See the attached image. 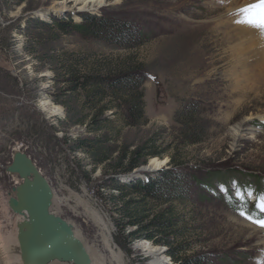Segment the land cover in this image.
Listing matches in <instances>:
<instances>
[{
    "label": "rangeland",
    "instance_id": "obj_1",
    "mask_svg": "<svg viewBox=\"0 0 264 264\" xmlns=\"http://www.w3.org/2000/svg\"><path fill=\"white\" fill-rule=\"evenodd\" d=\"M245 1L105 0L92 10L80 0H24L20 4L0 0L3 231L14 229L16 214L8 200L22 182L5 168L14 151L24 150L54 189L52 211L70 221L105 264H156L142 242L163 248L168 264H176L165 245L144 239L129 245L118 236L113 204L107 197L116 191L106 183L107 170L103 165L94 167L87 154L70 148L74 139L90 136L86 125L68 124L69 111L77 102L67 107L54 97L64 92L68 82L63 80L68 76L62 75L53 56L66 63L71 62L68 54L75 53L73 58H85L88 67L95 61L130 57L143 67L150 121L124 127L118 144H138L158 132L176 163H186L170 165L167 155L153 158L163 161L156 166L151 158L132 176L133 172L122 173L118 179L129 182L162 168L180 172L186 194L172 204L187 224L182 230L190 244L188 255L207 254L213 264H264V228L240 215L241 210L256 212L257 200L264 194V87L258 89L254 75L255 61L264 56V36L258 40L241 37L242 20L229 16ZM46 9L54 11L44 16ZM88 12L132 23L137 46L118 47L108 40L84 38L76 30L61 34L56 28L26 25L31 16L52 22V16L71 15L79 23ZM19 26L26 31L19 32ZM181 109L194 111L190 123L196 126L192 131H199L198 142H191L196 137L183 138L184 125L175 119ZM113 119L108 129L122 126L121 120ZM83 170L92 171L90 179L83 176ZM238 188L254 192L244 205L236 196ZM92 214H98L103 225Z\"/></svg>",
    "mask_w": 264,
    "mask_h": 264
},
{
    "label": "trees",
    "instance_id": "obj_2",
    "mask_svg": "<svg viewBox=\"0 0 264 264\" xmlns=\"http://www.w3.org/2000/svg\"><path fill=\"white\" fill-rule=\"evenodd\" d=\"M23 1L14 0L19 4ZM52 18V22H46L31 16L27 18L26 25L34 23L31 26L36 29L56 28L61 34H70L76 30L84 38L108 40L118 47L130 48L138 44L132 23L115 16L88 12L82 14L79 23L74 22L71 15ZM18 31L24 33L26 29L19 26ZM68 55L67 59L71 62L66 63L61 57L53 56L62 75L68 76L63 80L68 82L64 92L54 97L67 107L77 102L69 111L68 124L86 125L90 136L74 139L70 148L74 153L87 154L94 167L103 165L107 170L106 183L110 182L109 189L116 191L110 192L107 197L113 204V222L118 236L123 237L129 245L143 239L165 245L176 264H213L207 254L188 255L190 244L182 230L186 229V223L172 204L173 200L186 194L182 186L183 174L162 168L149 171L145 177L131 179L129 182L118 179L122 173L134 174L138 167L147 164L151 158L169 155L170 165L186 163H176L174 154L169 148L163 147L158 132L150 134L138 144H118L124 127H138L150 121L146 114L142 64L129 57L118 61H95L96 64L88 67L85 58H73L75 53ZM108 111H111L110 115H106ZM193 113L190 109H181L175 113V119L184 125L183 138L196 137L191 139L192 143L199 141V131H192V128L196 130V126L190 123V115ZM113 118L121 120L122 126L108 129ZM91 172L83 170L82 173L90 179ZM130 253H133L131 249Z\"/></svg>",
    "mask_w": 264,
    "mask_h": 264
},
{
    "label": "water",
    "instance_id": "obj_3",
    "mask_svg": "<svg viewBox=\"0 0 264 264\" xmlns=\"http://www.w3.org/2000/svg\"><path fill=\"white\" fill-rule=\"evenodd\" d=\"M91 9L95 8L92 6ZM53 11L46 9L43 15ZM6 169L22 178L14 189L15 196L10 197L9 205L18 213H27V218L19 224L24 263L47 264L59 259L75 264H93L87 247L75 233L74 225L52 211L54 189L30 156L16 151Z\"/></svg>",
    "mask_w": 264,
    "mask_h": 264
},
{
    "label": "bare ground",
    "instance_id": "obj_4",
    "mask_svg": "<svg viewBox=\"0 0 264 264\" xmlns=\"http://www.w3.org/2000/svg\"><path fill=\"white\" fill-rule=\"evenodd\" d=\"M79 1V0H75ZM85 3V5L91 7L93 6H101L105 0H80ZM245 4H241L240 7L235 11V14L231 15H237L239 19L242 20L240 23V29L239 26V35L241 37H250L251 40H258L261 36H264V28H261L257 24L249 23L247 22V18H250L251 21H257L259 19L261 9L260 8H251L249 9L250 5H259L261 4V0H248L243 2ZM236 9V8H235ZM90 10V9H89ZM242 10V13L240 11ZM229 13V12H227ZM238 13V14H236ZM244 17V18H243ZM257 59V58H256ZM254 75L256 78V83L258 85V89H261L264 87V56H262V59L260 57V60H256L254 64ZM154 165H160L163 163V161H159V159H153ZM149 168V167H148ZM15 175H17L15 173ZM15 196V193H14ZM10 200V198H9ZM8 200V203H9ZM10 207V205H9ZM10 209L16 214V221L14 223V229H9L8 231H3V226L0 224V264H25L23 257H22V250H21V244H20V238H19V224L23 220L27 218V213H18L14 211L11 207ZM93 220H95L96 223L103 225L104 221L98 214H92ZM75 229V228H74ZM78 231H75V233ZM78 233H76L77 235ZM80 239L79 235H77ZM82 242H84L85 246L87 247L85 241L81 239ZM142 245L144 247L149 248V253L153 254L155 256V262L156 264H168L167 256L163 248L161 247H147L149 244L147 242H142ZM88 251L90 253V256L92 258L93 264H105L104 260L98 256L97 253L94 252V250L91 248H88ZM47 264H75V262H63L59 259H54L51 262Z\"/></svg>",
    "mask_w": 264,
    "mask_h": 264
},
{
    "label": "snow or ice",
    "instance_id": "obj_5",
    "mask_svg": "<svg viewBox=\"0 0 264 264\" xmlns=\"http://www.w3.org/2000/svg\"><path fill=\"white\" fill-rule=\"evenodd\" d=\"M251 8H260L261 13L259 19L257 21H249V23L257 24L261 28H264V0H261V4L259 5H250L249 9ZM254 195V192L249 190L248 193H245L243 189H237L236 196L242 202V205L246 204L247 198ZM256 212H249L247 210H241L240 215L243 216L246 220L250 221L251 223L256 224L257 226L264 228V194H261L256 203Z\"/></svg>",
    "mask_w": 264,
    "mask_h": 264
},
{
    "label": "flooded vegetation",
    "instance_id": "obj_6",
    "mask_svg": "<svg viewBox=\"0 0 264 264\" xmlns=\"http://www.w3.org/2000/svg\"><path fill=\"white\" fill-rule=\"evenodd\" d=\"M13 142L15 143V142H17V141L14 140ZM16 151H17V150H16ZM16 151H14V153L12 154V155H13L12 159H14V155H15V152H16ZM21 151H22V150H21ZM7 152H8V157H7V158L9 159V158H10V155H11V152H10V151H7ZM23 152H25V153H27V154L29 155L28 152H26V151H24V150H23ZM29 156H30V155H29ZM30 158L33 160V158H32L31 156H30ZM12 161H13V160H12ZM33 161H34V160H33ZM5 162H7V161H5ZM34 163H35V161H34ZM35 164H36V163H35ZM5 170H7V169L5 168ZM59 215H60V214H59Z\"/></svg>",
    "mask_w": 264,
    "mask_h": 264
}]
</instances>
